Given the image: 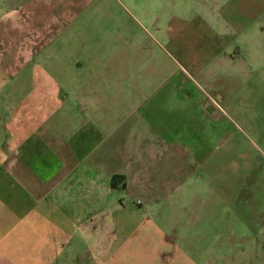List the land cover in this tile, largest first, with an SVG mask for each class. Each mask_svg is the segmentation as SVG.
<instances>
[{"label": "crops", "instance_id": "obj_1", "mask_svg": "<svg viewBox=\"0 0 264 264\" xmlns=\"http://www.w3.org/2000/svg\"><path fill=\"white\" fill-rule=\"evenodd\" d=\"M48 11L0 26V264H68L84 240L77 264H252L254 213L206 148L164 134L145 39L124 25L77 46Z\"/></svg>", "mask_w": 264, "mask_h": 264}, {"label": "rangeland", "instance_id": "obj_2", "mask_svg": "<svg viewBox=\"0 0 264 264\" xmlns=\"http://www.w3.org/2000/svg\"><path fill=\"white\" fill-rule=\"evenodd\" d=\"M31 5H48V29L77 46L124 25L145 39L141 74L161 83L164 134L173 130L178 147H204L207 163L225 165L226 189L233 185L254 213L260 247L243 241L241 253L264 264V0H0V26L26 33ZM57 254L77 264L94 249L84 240Z\"/></svg>", "mask_w": 264, "mask_h": 264}]
</instances>
